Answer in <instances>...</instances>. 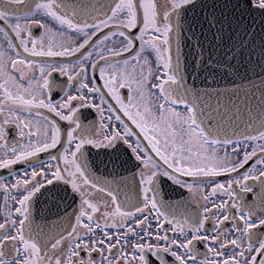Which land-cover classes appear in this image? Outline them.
Wrapping results in <instances>:
<instances>
[{
  "label": "snow or ice",
  "instance_id": "obj_1",
  "mask_svg": "<svg viewBox=\"0 0 264 264\" xmlns=\"http://www.w3.org/2000/svg\"><path fill=\"white\" fill-rule=\"evenodd\" d=\"M225 6L231 12L221 7L217 16L215 4L206 13L204 0H111L106 11L70 0H0V170L11 178L0 176V264H264V79L254 86L260 92L252 96L255 114L247 93L242 102L222 106L217 91L213 106L211 92L188 84L181 60L182 44L196 38L197 29L203 35L205 24L227 47L224 24L231 27L238 9L242 15L247 6L264 17V0H226ZM198 8L203 20L195 15ZM34 28L43 31L34 35ZM233 38L238 44L214 62L202 58L200 44L197 59L209 75L218 74L219 65L233 69L238 46L243 56L254 43L247 26L233 30ZM37 57L76 59L43 64ZM261 61L264 44L256 61L264 68ZM57 92L63 97L54 99ZM82 109L99 114L98 128L82 122ZM122 149L130 152L128 160ZM132 158L138 163L131 186L126 178L107 179ZM221 176L230 178L215 182ZM205 179L212 181L207 192ZM169 182L187 189L198 209L166 200L162 185ZM68 196L75 207L65 205L61 215ZM42 197L52 200L65 224L37 223ZM197 245L211 257L201 259Z\"/></svg>",
  "mask_w": 264,
  "mask_h": 264
},
{
  "label": "water",
  "instance_id": "obj_2",
  "mask_svg": "<svg viewBox=\"0 0 264 264\" xmlns=\"http://www.w3.org/2000/svg\"><path fill=\"white\" fill-rule=\"evenodd\" d=\"M235 3L236 0H231ZM241 4L244 0H240ZM209 7L205 10L208 15H211L213 9L211 5L215 4L217 7L215 9L216 15H220L221 7L224 8V12L227 15L231 12V7H226V0H204ZM241 10H237V14L231 19V27L228 26L227 21L224 24L223 32V42L227 47L221 46L219 40L214 39L213 33L216 29L213 28L211 32L208 31V25H204V34H200V30L197 29L196 38L192 39L187 46L182 44V54L181 60L182 64H186V77L189 85L194 86L197 90L201 92H211L212 97L210 103L215 106L217 101L216 92L220 93L219 103L223 105L229 104L230 101L240 103L244 100L245 93L251 101L250 107L253 108L254 114L256 110L257 100L252 99L253 93L255 97H259L260 92L255 91V87L260 86L261 79H264V68L257 65L256 61L260 58V46L264 44V40L261 39L264 36V17H261L258 11L252 10L251 8L244 6L242 15ZM195 15L203 20L201 15V10L196 9ZM253 21L255 23H253ZM240 25L237 28V25ZM248 27L249 31L254 35V43L243 48L244 55L241 56L239 46L235 50L236 58L232 60L233 69L225 70L223 65H219L220 72L214 76L209 75V72L205 70L204 66L198 62V54L201 52L200 44H203V54L202 58L204 60L211 59V61L225 59L224 53L228 51L233 42L238 44V41L229 39L230 35H233V30L243 32L245 27ZM248 40L252 39L250 35ZM199 41V43H198ZM254 49L252 52V63H249V51ZM173 55H175V47H173ZM231 56V53H229ZM264 63V61H261ZM239 68L237 73L234 69ZM247 68V72L245 71ZM227 72V74H225ZM259 74V75H258ZM198 77V78H197ZM255 86V87H254ZM207 100L208 98L205 97ZM223 111V107H221ZM241 130L243 125L240 126ZM231 134V130H229ZM236 138V137H233Z\"/></svg>",
  "mask_w": 264,
  "mask_h": 264
},
{
  "label": "flooded vegetation",
  "instance_id": "obj_3",
  "mask_svg": "<svg viewBox=\"0 0 264 264\" xmlns=\"http://www.w3.org/2000/svg\"><path fill=\"white\" fill-rule=\"evenodd\" d=\"M70 2L75 3V4H88L91 7H95L97 10H101L102 9V10L106 11V8H104V6L109 4L111 2V0H70ZM52 27L55 28L56 25L52 24ZM42 31L43 30L38 29V28H34L33 29L34 35H40ZM107 31L108 30L105 29V32H107ZM138 34H139L138 29H134L132 31V35L133 36L138 35ZM136 43H137V46H138L139 42L137 41ZM77 55H79V54H77ZM29 58L31 59V57H29ZM35 59H37L39 62H41L43 64H48V63L55 64V63H70V62H74L76 57H57V58H40V57H37ZM149 60L152 62L153 68H155L156 62H155L154 54L149 55ZM32 74L36 75L37 77L39 76L38 70H36ZM96 75H97V83H98V85H102L103 81L98 79V73ZM53 79L56 80L58 83H61V82L66 83V78L65 77H60L58 73H53ZM63 95H64L63 92H57V93L53 94V98L54 99H60V98L63 97ZM112 103H114V101H112ZM177 109L179 111H183V106L182 105L177 106ZM41 111L44 112L45 115H48L50 117L52 116V114L47 113L46 110L42 109ZM116 114L120 115L122 117V119H124V121L126 123H128L130 127L133 128L134 131H136L137 133L139 132V130L135 129V126L131 125V122L128 121L127 118L123 116V113L117 111ZM80 117H81V120H82L83 123H85V124L91 123V124H94L97 128L99 127V114L95 110L82 109L81 113H80ZM55 119L58 120V118H55ZM58 122L64 127L67 126L66 122H63V121H58ZM113 122L116 124L117 127L120 126L119 123L116 122L115 120ZM10 139H11V135H10ZM17 139H18V137H17ZM140 139H141V141H142V143L144 145H147V141H144L142 136L140 137ZM249 150H250V148H249ZM51 151H52L53 154H56V150L55 149H53ZM149 151H150V149H149ZM220 151H221V153H223V151H224L223 148H221ZM152 155L159 162V158L155 157L154 153ZM92 156H93V158H95V150H93ZM240 156L241 157L243 156V151L240 152ZM40 158L43 159V160H47L48 159V154L47 153H41L40 154ZM121 158L124 159V160H128L130 158V152L127 155H124L123 154V149H122V157ZM136 163H138V162H136L134 160V158H132L130 163L125 164V166L123 168H118L117 169L118 175H116L115 177L107 176V179H110V180L111 179H115L116 181H120L122 178H126L124 180V183L128 184L129 186H131L132 180H133V174L137 172V169L134 167V165ZM251 163H252V161L249 162V165ZM249 165H246L245 167L247 168ZM14 170L24 171V170H30V169H28L27 165H16V166H14ZM241 171H243V169H241ZM233 175H235V174H233ZM0 176L8 177V171L7 170H0ZM8 178L11 179L10 177H8ZM229 178L230 177H227V176L216 177L215 178V182L223 183ZM184 179H186L189 183H198L199 182V181H193L192 178H187L186 177ZM249 183H253V182L250 181ZM201 186L204 187L205 191L207 192V191L210 190V188L212 186V181L205 179L201 183ZM121 187H123V184L121 185ZM254 191H256V192L260 191V188H259L258 184L254 185ZM164 193H167V195L164 198L166 200H168L170 203L188 201V205H189V210L190 211H195V210L198 209V205H196L195 203L191 202V200H190L191 194L188 193L187 189L177 188L175 185H172L169 182V183H166V184L162 185V194H164ZM61 195H63V194L61 193ZM220 199H227V197H218L216 202H219ZM45 200L47 202H45ZM251 202H256V201L253 200ZM200 203L203 204L204 202L201 201ZM4 204H5L4 194L2 192H0V207H3ZM65 205H72V207H75V205L72 204L71 196H68L63 201V203H61V208H60L61 215L63 214V210H64V206ZM39 209H40L39 216L41 217V219L37 220V223H40V224L49 223V224H51V223L55 222V223H57L59 225H63V224L66 223V219L65 220H60V219L57 218V216H56V211L57 210L55 208H52V200L51 199H48L46 197H42L41 198V203L39 204ZM49 209H51V211ZM33 211H34V216H35L36 215L35 208H34ZM69 211H71V208H69ZM215 214L216 213L214 212L212 215H215ZM258 214H260L259 210H258ZM2 221H3V217L0 216V222H2ZM153 226L155 227V222L154 221H153ZM212 226L213 225H212V222L210 220L206 224V228L211 229ZM225 226L230 228V224L226 223ZM165 227H168V225H165ZM169 235H172V234L169 233ZM197 247L200 249V251L202 253V255L200 257L201 259L204 258V254H207L209 256V258L211 257V254L207 253V248L206 247H204L203 245H197ZM166 258L169 259V261L171 260L170 257H166Z\"/></svg>",
  "mask_w": 264,
  "mask_h": 264
}]
</instances>
